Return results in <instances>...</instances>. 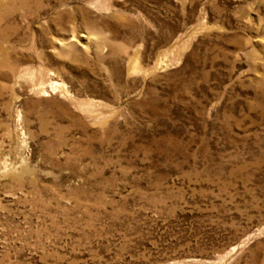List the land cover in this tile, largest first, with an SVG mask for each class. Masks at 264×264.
<instances>
[{"label":"rangeland","instance_id":"rangeland-1","mask_svg":"<svg viewBox=\"0 0 264 264\" xmlns=\"http://www.w3.org/2000/svg\"><path fill=\"white\" fill-rule=\"evenodd\" d=\"M0 264H264V0H0Z\"/></svg>","mask_w":264,"mask_h":264}]
</instances>
